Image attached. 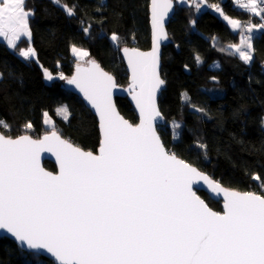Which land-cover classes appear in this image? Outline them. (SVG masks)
I'll list each match as a JSON object with an SVG mask.
<instances>
[{"label":"snow or ice","instance_id":"obj_1","mask_svg":"<svg viewBox=\"0 0 264 264\" xmlns=\"http://www.w3.org/2000/svg\"><path fill=\"white\" fill-rule=\"evenodd\" d=\"M237 3L264 19V0ZM212 7L234 29L248 33L241 41L245 48L230 47L250 63L252 33L264 30V23L242 25L219 6ZM171 9L172 0H151V52L123 49L139 124L120 115L112 98L115 78L90 60L87 67L77 66L68 83L75 84L99 113L102 138L96 153L56 131L42 139L0 134V230L21 245L46 250L58 264H264V195L221 187L169 151L156 130L161 117L156 93L165 83L159 43L168 38L165 19ZM32 15L26 0H0V37L13 49L22 37L31 38ZM111 40L118 41V35ZM72 51L89 55L75 46ZM20 55L31 59L35 49ZM47 78H53L51 73ZM63 111L67 113L66 106ZM44 151L56 154L58 174L41 167ZM200 182L211 194H223V213L197 195L194 185Z\"/></svg>","mask_w":264,"mask_h":264},{"label":"trees","instance_id":"obj_2","mask_svg":"<svg viewBox=\"0 0 264 264\" xmlns=\"http://www.w3.org/2000/svg\"><path fill=\"white\" fill-rule=\"evenodd\" d=\"M203 2L199 13L193 5L178 4L168 25L171 42L163 50L166 87L160 98L167 122L159 132L169 150L223 185L264 195V30L253 38L252 61L245 62L230 47L239 45L243 28L231 27L212 5L242 25H259L264 19L234 0ZM149 5L150 0H26V8L34 12L29 19L31 41L23 38L16 49L0 41V130L11 137L39 138L51 131L44 122L47 113L53 129L84 149L97 151L101 137L96 116L63 84L79 58H85L72 48L88 52L89 59L127 85L129 74L120 51L151 47ZM64 6L75 14L69 15ZM113 34L118 41L111 40ZM30 46L36 59L19 53ZM47 73L53 78L48 79ZM117 104L125 117L137 123L127 98H117ZM65 106L67 115L60 112ZM174 120L182 122L177 137L169 124ZM45 165L56 171L53 162ZM199 193L212 208L222 210L220 201ZM0 264L55 263L0 237Z\"/></svg>","mask_w":264,"mask_h":264},{"label":"water","instance_id":"obj_3","mask_svg":"<svg viewBox=\"0 0 264 264\" xmlns=\"http://www.w3.org/2000/svg\"><path fill=\"white\" fill-rule=\"evenodd\" d=\"M177 1L176 0H172V9L171 11L169 12L167 18L165 19V28H166V31H167V39L166 40H161L160 43H159V54H160V74H161V78L165 81V83L159 88V90L157 91L156 93V104L158 105L159 107V110H160V113H161V117H158L157 118V125H156V130L157 132L159 133L160 135V132H159V126L161 125H164L166 124L167 120H166V117L165 115L163 114L162 110H161V106H160V98L162 96V93L166 87V80L164 79V77L162 76V66H163V50H164V47L166 45H168L170 42H171V37L169 35V32H168V25L170 23V21L172 20L173 16L175 15L176 13V9H177ZM149 19H150V28H151V47L149 49H146V50H143L141 48H137V47H124V48H129V49H138L139 51L141 52H151L153 47L155 46V40H154V35H153V28H152V23H151V0H150V5H149ZM121 49L120 53H121V56L125 62V66H126V69H127V72L129 74V83L127 85H121L118 83V80L116 78V76L107 71L105 68L102 67V65L96 61L95 59H89L88 61L90 60H94L96 61L100 67L108 72L110 75H112L115 80H116V84H117V87L113 90V94H112V98H113V101L116 105V109L117 111L120 113L121 116L124 117V119H126L127 121H129L130 123H132L127 117H125V115L120 111L119 107H118V104H117V98H127L130 103L132 104L133 108L135 109L136 111V114L138 116V121L137 123H132V124H139L140 123V120H141V114H140V109L139 107L137 106L136 104V101L133 99V92L131 90V69L128 65V61H127V56L124 54L123 52V49ZM87 61V62H88ZM84 63V62H78L76 65H75V68H74V71L73 73L64 79L63 81V84L65 85V87L67 89H69L71 92L75 93L76 95H78L82 101L84 102V104L86 105V107L96 116L97 118V121H98V126H99V131H100V137L102 138V132H101V128H100V118H99V113L97 112V110L94 108V106L92 105L91 101L84 95V93L75 85V84H69L68 83V80L71 79L73 76L76 75V71H77V66H81V67H87L88 66V63ZM52 131H56L58 132L56 129L52 130ZM52 131L50 132H47V133H44L41 137L39 138H35L33 136H31L30 134H21L19 136H23V135H28V136H31L33 139H42L45 135H49ZM0 134H3L5 135L1 130H0ZM58 134L61 135V133L58 132ZM7 136V135H5ZM19 136H16V137H12V138H18ZM161 136V135H160ZM11 137V136H10ZM61 138L63 139H67L66 137H64L63 135H61ZM162 139V137H161ZM69 140V139H67ZM163 141V139H162ZM72 142V141H71ZM101 142V140H100ZM73 143V142H72ZM75 144V143H73ZM76 145V144H75ZM78 146V145H77ZM166 146V145H165ZM80 147V146H79ZM100 147V145H99ZM98 147V149H99ZM82 148V147H81ZM167 148V147H166ZM84 149V148H82ZM97 149V151H98ZM168 149V148H167ZM86 150V149H84ZM169 150V149H168ZM86 151H92V150H86ZM97 151H92L93 153H96ZM171 151V150H169ZM172 152V151H171ZM177 155V154H176ZM178 156V155H177ZM180 159H183L182 157L178 156ZM185 162L187 163H190L189 161L183 159ZM46 161H50V162H53L55 165H56V171H51L50 169H48L45 165ZM39 162H40V165L41 167L44 168L45 171H48V172H51L53 174H58L59 173V169H60V165H59V160L57 159V156L54 152H48V151H44L40 154V157H39ZM191 165H193L194 167H196L198 170L202 171L204 174H206L207 176H209L210 179L218 182L221 187L225 188V189H228V190H232V191H238V192H254V191H241V190H237V189H233V188H230V187H227L225 185H223L221 182H219L218 180H216L210 173L206 172V171H203L201 170L199 167H197L196 165L190 163ZM194 190H196L197 192V195H199L203 200H205V202L209 205V203L207 202V200L205 198H203L199 192H205L213 201H220L221 202V207H222V210L219 211V210H216L214 208H212L210 205L209 207L212 208L213 211H216V212H221L223 213L224 211V203H225V200H224V197H223V194H220V195H215V194H211L210 193V189H208L207 185L204 184L203 182H200L199 184L197 185H194ZM257 193V192H255ZM259 194V193H257ZM261 195V194H259ZM0 237H7L11 240H13L22 250L26 251V252H31V253H36V254H39L47 259H50L52 260L55 264H58V261L56 260V258L54 256H52L50 253H48L46 250H33V249H28L26 247V245H21L18 241L15 240L14 237L11 236V234L7 233L6 230H0Z\"/></svg>","mask_w":264,"mask_h":264},{"label":"rangeland","instance_id":"obj_4","mask_svg":"<svg viewBox=\"0 0 264 264\" xmlns=\"http://www.w3.org/2000/svg\"><path fill=\"white\" fill-rule=\"evenodd\" d=\"M55 1V0H54ZM177 2H178V4L180 5V4H187V5H193L196 9H197V7H196V4L197 3H199L200 5L202 4V2H203V0H202V2H200V0H177ZM205 4L206 3H204L203 2V6L201 7L200 6V8H203V7H205ZM236 4L240 7V5L237 3V1H236ZM197 9V10H194V11H196L197 13H199V11L201 10V9ZM215 13H218L216 10H215V8H213L212 9ZM195 12V13H196ZM218 14H220V13H218ZM221 15V14H220ZM232 27V26H231ZM260 31H262V30H254V32L252 33V35H253V38L256 36V34H258V32H260ZM248 33H245L244 31H242V34H241V36L243 37L244 35H247ZM1 39V38H0ZM1 41V40H0ZM241 41H242V39L240 40V43H239V45L242 47V48H245V46L244 45H242V43H241ZM252 43H253V40H252ZM32 47V46H31ZM28 48L27 47H23V50H27ZM246 50V49H245ZM21 52V51H20ZM19 52V53H20ZM90 58V57H89ZM87 56L84 58V61L83 60H81L80 58H79V60H80V62L82 61V62H84V63H86L87 61H88V59H89ZM35 59H36V56H35ZM213 66L214 67H217L218 66V64H213ZM57 76H63L62 74H57ZM0 77H1V74H0ZM64 77V76H63ZM215 89V88H214ZM210 90V89H209ZM184 101L185 102H188L189 101V98L187 97V99L184 97ZM63 108L64 107H61V109H60V112H62V113H64V115H67V113H65L64 111H63ZM44 122H45V124H46V126L52 131V130H54L53 128H54V123L52 122V120L50 121V117H49V114H47L46 113V115H45V117H44ZM170 127L172 128V130H173V132H174V134L176 135V137H177V135L181 132V130H182V122L181 121H178V120H174V121H171L170 123ZM262 182H264V181H262ZM261 182V183H262ZM261 189H262V192H264V188H262L261 187Z\"/></svg>","mask_w":264,"mask_h":264},{"label":"crops","instance_id":"obj_5","mask_svg":"<svg viewBox=\"0 0 264 264\" xmlns=\"http://www.w3.org/2000/svg\"><path fill=\"white\" fill-rule=\"evenodd\" d=\"M235 1V3H236V1L237 0H234ZM200 2H202V0H200ZM203 4V3H202ZM201 4V5H202ZM237 5V4H236ZM1 39V41H4V42H6L7 44H8V42H7V40L4 38V37H0ZM23 38H26V37H22L20 40H18L16 43H17V46H18V44L23 40ZM29 42L31 41V38H26ZM9 45V44H8ZM10 46V45H9ZM11 47V46H10ZM12 48V47H11ZM28 48H32L31 46L30 47H28ZM16 49V48H15ZM35 56H36V53H35ZM35 57H33V59H34Z\"/></svg>","mask_w":264,"mask_h":264}]
</instances>
